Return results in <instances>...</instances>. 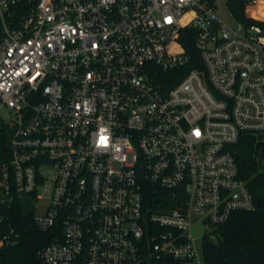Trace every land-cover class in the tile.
<instances>
[{
	"label": "built area",
	"instance_id": "1",
	"mask_svg": "<svg viewBox=\"0 0 264 264\" xmlns=\"http://www.w3.org/2000/svg\"><path fill=\"white\" fill-rule=\"evenodd\" d=\"M242 1L264 21V0ZM217 2L0 0V250L16 201L62 225L43 264H201L195 226L217 241L255 209L231 146L264 142V29ZM187 28L203 69L183 70Z\"/></svg>",
	"mask_w": 264,
	"mask_h": 264
},
{
	"label": "trees",
	"instance_id": "2",
	"mask_svg": "<svg viewBox=\"0 0 264 264\" xmlns=\"http://www.w3.org/2000/svg\"><path fill=\"white\" fill-rule=\"evenodd\" d=\"M236 18L248 25L256 24L264 29V21L251 18L246 13L242 0H227ZM197 31L183 30L181 42L189 61L183 70L203 69V61L196 45ZM174 79H178V76ZM239 169V178L244 180L255 202L254 210H233L228 220L211 226L217 241L208 235L203 238V261L206 264H264V171L259 170V158L264 157V142L244 134L231 146ZM167 194V193H165ZM151 192L147 205L156 208ZM7 227L17 234L15 241L0 250V264H43L39 250L62 237L61 224L48 231L39 229L33 211L21 201L10 209ZM171 257L148 260L144 264H182Z\"/></svg>",
	"mask_w": 264,
	"mask_h": 264
},
{
	"label": "rangeland",
	"instance_id": "3",
	"mask_svg": "<svg viewBox=\"0 0 264 264\" xmlns=\"http://www.w3.org/2000/svg\"><path fill=\"white\" fill-rule=\"evenodd\" d=\"M250 13L252 14V12ZM216 14L218 15V17L222 19V21H224L230 27L234 28L237 26V18L235 14L233 13V11L231 10L230 6L228 5L227 0H218ZM259 15L264 16V5L263 7L259 8ZM259 170L264 171V157L259 158ZM46 203H47V200L42 201L37 208H35L34 204L31 203L30 201H25L23 204L27 206L28 208H31L33 213L38 214L44 209ZM195 233L197 237H199V245H200L201 255L203 258V238H202L203 229L200 225L195 226ZM182 264H188V263L184 262ZM201 264H206L203 261V259H202Z\"/></svg>",
	"mask_w": 264,
	"mask_h": 264
},
{
	"label": "snow or ice",
	"instance_id": "4",
	"mask_svg": "<svg viewBox=\"0 0 264 264\" xmlns=\"http://www.w3.org/2000/svg\"><path fill=\"white\" fill-rule=\"evenodd\" d=\"M107 138L106 137H101L100 143L101 144H106Z\"/></svg>",
	"mask_w": 264,
	"mask_h": 264
},
{
	"label": "crops",
	"instance_id": "5",
	"mask_svg": "<svg viewBox=\"0 0 264 264\" xmlns=\"http://www.w3.org/2000/svg\"><path fill=\"white\" fill-rule=\"evenodd\" d=\"M189 264V263H188Z\"/></svg>",
	"mask_w": 264,
	"mask_h": 264
}]
</instances>
